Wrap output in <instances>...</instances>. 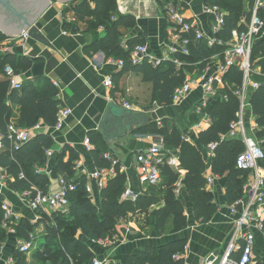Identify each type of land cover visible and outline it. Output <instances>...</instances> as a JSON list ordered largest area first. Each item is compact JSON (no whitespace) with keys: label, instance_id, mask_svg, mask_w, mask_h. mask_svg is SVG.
Returning <instances> with one entry per match:
<instances>
[{"label":"trees","instance_id":"1","mask_svg":"<svg viewBox=\"0 0 264 264\" xmlns=\"http://www.w3.org/2000/svg\"><path fill=\"white\" fill-rule=\"evenodd\" d=\"M119 0H74L66 6L62 15L66 18L72 15L74 22L65 20V29L86 26L89 32L104 30V34L90 48L93 52H103L109 59L123 62V72H132L142 77L144 82L151 84V98L160 106L173 105V95L177 88L183 86L187 77L186 68L180 69L173 62H166L155 67L148 60L134 65L130 56L133 49L145 45L141 36L131 40L125 47L122 37L123 30L137 26L136 18L125 15L116 18L114 13ZM93 2V3H92ZM166 3L184 9L180 0H165ZM211 5L228 11L224 28L218 37L227 41L232 39V32L240 28L239 21L246 12L243 0H212ZM254 0H251L247 20L252 19ZM264 17V10L260 12ZM189 39V55L177 54L180 61L196 65L190 71L198 70L201 74L208 67L215 53H222L226 45L209 46V41L203 38L196 41L194 34H183ZM7 36L0 31V136L5 150L0 152V166L11 177L7 187L17 194L28 193L30 198L38 191H50V179L40 173L47 166V151L54 147L52 138L46 133H38L35 137L20 147L12 148L9 139V127L13 124L14 106H19L16 128L30 130L38 124L55 127L60 110L59 89L48 79L37 78L22 83L21 89H15L11 80L5 75L7 66L12 67L16 74L27 71L33 60L15 54L13 51L3 52V43ZM252 80L260 86L250 92V105L256 124L261 128L258 138L264 147V79L254 78V70L260 68L264 73V38L257 40L251 53ZM244 73L233 67L229 70L225 87L218 91V96L210 102L207 108H201V113L210 116L212 125L199 134V146L186 142L183 133L175 126L169 125V120H163L161 125L153 124L136 131L137 135H155L164 137L166 145L172 150L179 151L181 169L185 171L184 187L193 206V214L200 224L213 221L217 213V205L212 193L207 191L205 172L211 168L213 174L225 180V202L230 206L244 197V188L249 181V172L237 168V159L245 150L240 139L226 138L231 132V126L238 120L240 100L236 92L244 83ZM114 80V78H113ZM115 83V82H114ZM90 141L95 146L91 151L92 158L99 169H110L112 163L104 158L105 146L100 133L90 134ZM105 143V144H103ZM216 144L214 155H207V148ZM68 158L67 162L65 159ZM80 154L68 146L63 148L57 163V172L61 177L78 183V190L69 197L71 207L68 216L52 214L48 221L47 236L44 243L35 252L36 258L49 264H92L95 259L94 242L113 240L117 237L116 226L130 216L144 215L154 226L158 234L169 239L159 245L148 244L137 253L130 254L124 263L110 262L109 264H185V260H175L173 257L185 251L188 240L183 237L171 238L181 234L189 227V218L181 197L176 195L181 172L169 166L162 167V179L158 184L146 185L136 202L124 200L127 187L126 174L116 168L117 175L110 179L100 192L99 202L96 203L87 191L85 176H76V162ZM23 174L24 178H20ZM5 195L0 191V249L6 239L5 231L1 228L4 221L2 210ZM45 223V222H44ZM35 226L27 221H21L15 229L18 238L29 241ZM170 230V234H167ZM264 234V232H263ZM17 264H27V258L20 252H14ZM240 254H235L238 259ZM255 264H264V259Z\"/></svg>","mask_w":264,"mask_h":264},{"label":"crops","instance_id":"2","mask_svg":"<svg viewBox=\"0 0 264 264\" xmlns=\"http://www.w3.org/2000/svg\"><path fill=\"white\" fill-rule=\"evenodd\" d=\"M73 1L62 3L58 0H52L39 18L33 22V26H36L39 30L41 40L29 37L27 40L15 42L13 41L14 38L24 32L9 36L3 31L7 36V41L3 43V52L13 51L17 55L33 60L30 68L19 75L20 83L37 78L50 80L59 89L60 109L65 108L72 112L64 121L61 130L45 128L43 131L52 138L54 144L53 155L48 157L46 168L39 171L49 177L50 190L56 191L59 188L61 176L57 172V163L63 148L68 146L74 148L80 154V160L76 162L75 167L76 176L86 177L87 186L92 190L90 196L98 203L101 189L98 182L91 175L100 169L96 166L91 155V151L95 146L91 143L92 148H88L85 145V140L90 139V134L99 133L98 130L109 107L110 99H125L132 105L133 110L148 113L157 124H161L166 119L170 121L173 117L175 118V115L179 114L177 119L181 120L183 128L178 127V129H181L180 131L183 133L186 142L196 146H199V134L212 125V119L210 116L198 112V107L202 103H207L206 90L202 84L198 83L193 92L181 103L169 107H160L151 98V84L144 82L142 77L135 73L123 72L118 61L107 58L103 52L90 50L92 45L103 36V29L89 32L84 24L79 28L65 29V18L62 12ZM243 1L247 9L239 21L240 28L249 25L247 12L251 0ZM180 2L185 6L183 13L186 19L197 26L207 40L217 38L227 48L231 46L232 40L227 41L215 35L216 17L204 11L206 6L217 7L211 5L212 0H180ZM169 4L165 0H119L114 13L115 17L131 15L137 21L135 28L123 30V45L126 47L128 42L142 36L145 39V45L150 56L159 60H171L173 58L171 51L178 49L179 45L166 17ZM217 8L221 15L225 17L228 15V11ZM69 17H72V15H69ZM221 54L215 53L212 56L205 72V76L219 78L222 81L218 83L220 91L225 87L227 80V76L220 73ZM192 66L196 67V65L181 61L178 68H186L187 76H193L195 73L188 69ZM195 72L199 73L198 70H195ZM109 76H112L115 82L112 90L107 89L104 85L106 78ZM253 77L264 79V73L260 68H257L254 70ZM250 92L251 89L248 91V106L244 113V128L246 137L257 141L258 132L261 128L256 124V117L250 105ZM186 109H189L187 111L188 116L186 113L184 114ZM19 110L18 105L14 106L13 124L15 127ZM192 112L200 121L186 128V120L189 119ZM165 146L167 149L172 150L166 143ZM101 147L104 150L106 149V153H110L113 158L119 160L121 166L125 169L127 190L130 189L134 194H141L145 186H141L138 182L135 158L137 153L149 147V142L144 141L143 135L129 134L126 139L118 143H106L105 146L101 145ZM67 160L68 158L65 159V162ZM260 168L264 175V161L260 163ZM205 176L213 179V184L211 186L207 185V191L213 194L217 205L216 216L208 224H200L196 221L183 179L180 197L186 207L189 227L181 234L171 238L183 237L188 240L185 247V264H201L202 260L209 255L223 253L233 235L234 221L237 216L231 214L230 208L232 205L230 206L225 202V180L223 177L213 174L211 168H207ZM10 178L7 171L2 172L0 175L2 184L0 190L5 195V201L15 210L20 222L24 220L35 226L36 232L32 234L35 236V241L37 242L41 238L44 240L48 234L46 227L48 221L44 218L45 215L37 214L31 209L28 195L17 194L7 187V181ZM256 210L261 212L264 217V207H255ZM47 217L50 218L48 215ZM133 218L132 222L131 219ZM145 218L147 217L144 215L130 216L129 223L123 226L115 239L108 240L103 244L93 245L95 259L108 260L109 263L112 261L124 263L130 254L137 253L140 248L148 244L159 245L169 240L157 233L154 221H150V226H148L144 222ZM1 228L5 231L6 239L0 249V264H8L11 259L14 260V264H17L13 253L15 251L19 252L17 243L22 239L18 238L17 231H10L9 228L3 226V223ZM41 245L35 247V250ZM256 253L264 255V234L261 232L256 233ZM25 256L27 264H43L42 260L36 258L34 251Z\"/></svg>","mask_w":264,"mask_h":264},{"label":"built area","instance_id":"3","mask_svg":"<svg viewBox=\"0 0 264 264\" xmlns=\"http://www.w3.org/2000/svg\"><path fill=\"white\" fill-rule=\"evenodd\" d=\"M264 10V0H254V10L252 19L246 29H236L232 32V43L227 48L221 57V75L227 76L228 72L233 67H238L244 73V83L240 91L236 92V95L240 100V111L237 115L238 120L231 126V132L226 138H234L240 140L245 145V150L241 153L237 159V168L243 171L249 172V181L244 188V197L240 198L231 206V214L237 216L234 221V230L232 238L229 242L226 250L221 254H211L202 260L201 264H255V243L256 233L264 232V217L261 212L255 211V207H264V175L260 168V163L264 161V147L260 141L249 139L245 135V122L244 113L248 106V91L255 90L260 86V83L252 80V67H251V53L254 43L264 38V17L260 16V12ZM204 11L208 14H212L216 17L215 35L224 28L225 16L220 14L217 7L206 6ZM166 17L173 31V35L179 45L178 49H173L171 60H159L155 59L148 53L146 45L136 46L130 56V60L134 65L143 63L148 60L155 67H159L166 62H173L177 67L181 65V61L177 58V54L189 55V39L185 38L183 34H194L195 40L200 41L204 37L200 29L193 25L184 16L183 10L180 7L173 5L172 3L167 6ZM68 22H74L75 18L67 16L65 18ZM29 38L28 31L22 35L15 37L13 41L20 42ZM209 46L213 47L218 44L221 45L220 39H209ZM119 66L123 68V62L118 61ZM207 68L203 73L199 74V78L195 79L194 76L189 75L186 77L183 86L177 88L173 95V104L181 103L186 97H188L194 90V87L202 84L205 93L207 95V103H202L198 107V112L201 113V108H207L212 99L218 96L219 82H222L219 78L205 76ZM5 75L11 80L12 86L15 89H21V83L19 75L7 66L5 69ZM104 85L107 89L112 90L114 87V80L112 76L106 78ZM110 102H114L116 105L123 107L127 110H133L132 105L125 99H110ZM71 110L62 108L57 115L56 130H61L64 121L71 115ZM158 125H161L160 123ZM47 127L43 124H38L30 130H20L14 125L9 127V139L12 142V148L18 150L20 147L31 141L36 134L42 133ZM240 134V135H239ZM241 136V137H239ZM162 138V139H161ZM143 139L149 142V147L143 149L137 153L135 158V169L137 172L138 182L141 186L158 184L162 179V167L169 166L175 168L181 172V178L177 185L176 195L180 197L181 190L183 188V179L185 171L181 169V162L179 151L169 150L165 146L164 138L155 135H143ZM85 145L88 148H92V144L89 138L85 140ZM216 144H211L207 148V155L211 157L214 155ZM5 150V145L2 142L0 136V152ZM53 151H47V156L52 157ZM105 159H108L112 163L110 169H100L94 174L92 178L98 182L99 188L102 190L108 181L117 175L116 168L120 166V172H125V169L121 166L119 160L113 158L110 153L104 155ZM0 166V175L4 172ZM20 178H24L21 174ZM213 179L207 178V185L211 186ZM2 186L0 181V187ZM78 183L73 180H68L65 177H61L59 181V188L56 191H48L42 193L38 191L37 195L30 198L31 209L40 215L52 216V214H62L68 216L70 213V195L78 190ZM88 193H92L89 186H86ZM1 191V190H0ZM30 197L28 193H25ZM140 194H134L130 189L126 190L123 195L124 200H130L136 202ZM4 211L3 226L9 228L10 231L16 232L15 226L20 222V218L12 208V206L4 201L2 205ZM259 210V209H258ZM39 219V218H38ZM105 241L94 242L92 244H103ZM35 236L31 235L30 240H20L17 243V249L20 253L28 255L33 253L35 249ZM235 254H240L238 259H235ZM175 260L186 259L185 251L181 254H177L173 257ZM8 264H14V260L11 259ZM92 264H109L108 260L101 261L94 259Z\"/></svg>","mask_w":264,"mask_h":264},{"label":"water","instance_id":"4","mask_svg":"<svg viewBox=\"0 0 264 264\" xmlns=\"http://www.w3.org/2000/svg\"><path fill=\"white\" fill-rule=\"evenodd\" d=\"M13 0H0V31H4L9 36H15L28 31L29 37L41 40L39 30L33 26V22L39 18L40 14L51 4V0H21L29 2L30 5L24 7H15ZM59 2H68L70 0H58ZM157 124L148 113H141L135 110L122 109L114 102H110L104 119L99 127V133L103 141L107 144L118 143L128 137L129 134H135L147 126Z\"/></svg>","mask_w":264,"mask_h":264},{"label":"rangeland","instance_id":"5","mask_svg":"<svg viewBox=\"0 0 264 264\" xmlns=\"http://www.w3.org/2000/svg\"><path fill=\"white\" fill-rule=\"evenodd\" d=\"M193 68H195V67H193ZM196 70V69H195ZM197 71V70H196ZM192 73H195L193 76H194V78L196 79L198 76H199V74L197 73V72H195V71H191ZM197 73V74H196ZM161 107V106H160ZM122 109H123V107H121ZM189 109H186V111L184 112V114L186 113L187 114V116H188V111ZM183 111V110H182ZM191 115V114H190ZM179 116V114L176 116L175 115V118L173 117V119H170V121L168 122L169 123V125L170 126H172V125H175L177 128L178 127H180V128H183L181 125H182V123L180 122L181 120L179 119H177V117ZM198 121H200V119L198 118V117H196L195 115H193V112H192V115L189 117V119L188 120H186V122H187V126H186V128H189V126H191V125H193L194 123L196 124ZM180 123V124H179ZM194 124V125H195ZM181 130V129H180ZM159 137H161V136H159ZM164 138V137H163ZM162 139V138H161ZM257 141H260V139L259 138H257ZM107 151H106V149L104 150V153H106ZM136 219H138V218H136ZM129 220H130V217H128V218H126L125 220H123V221H121V222H119L118 224H117V226H116V231H117V234H119V232L122 230V228H123V226L124 225H126V224H128L129 223ZM133 220H134V218L133 219H131V221L133 222ZM144 222L148 225V226H150V220L148 219V218H145L144 219ZM170 230H168L167 232V234H170V232H169ZM36 232V229H34L33 230V233L32 234H34ZM148 232H150V230H148ZM43 242H44V240L41 238V239H39V240H37V242L35 241V246L34 247H38L40 244H43ZM35 248V249H36ZM34 249V252H36V251H38V250H35ZM254 261L257 263V261H259V260H261V259H264V255H262V254H258V253H256L255 254V256H254ZM46 261H43V264H46L45 263Z\"/></svg>","mask_w":264,"mask_h":264},{"label":"flooded vegetation","instance_id":"6","mask_svg":"<svg viewBox=\"0 0 264 264\" xmlns=\"http://www.w3.org/2000/svg\"><path fill=\"white\" fill-rule=\"evenodd\" d=\"M38 1H39V0H38ZM51 1H52V0H51ZM12 2H13V4H14V6H15V7H18V8H20V7H21L20 5H22V3H23L21 0H13ZM40 2H41V0H40ZM23 5H24V7H26V6L30 5V3H29V2H24ZM23 5H22V6H23ZM0 14H6V15H9V14L5 13L4 10H3ZM0 17H1V15H0ZM1 18H2V17H1ZM1 18H0V19H1Z\"/></svg>","mask_w":264,"mask_h":264}]
</instances>
